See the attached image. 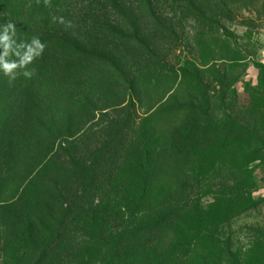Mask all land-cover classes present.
<instances>
[{
    "label": "rangeland",
    "instance_id": "1",
    "mask_svg": "<svg viewBox=\"0 0 264 264\" xmlns=\"http://www.w3.org/2000/svg\"><path fill=\"white\" fill-rule=\"evenodd\" d=\"M61 4L46 10L65 17L61 31H17V43L41 37L53 60L7 127L0 98V264L100 259L81 193L130 210L143 144L165 150L138 215L175 217L148 236L169 264H225L228 253L264 264V0ZM56 38L69 49H48ZM201 113L211 130L214 119L239 136L175 132ZM191 139L190 151L174 149ZM79 158L92 169L89 187L71 164Z\"/></svg>",
    "mask_w": 264,
    "mask_h": 264
},
{
    "label": "trees",
    "instance_id": "2",
    "mask_svg": "<svg viewBox=\"0 0 264 264\" xmlns=\"http://www.w3.org/2000/svg\"><path fill=\"white\" fill-rule=\"evenodd\" d=\"M64 1L65 0H48V3L45 4V0H23V2L19 0H0V23L12 22L16 24V31H35L37 34L41 35H43V31H61L60 25H62V23L58 22L61 17H56L57 20L54 21L47 16L46 10L50 8V6L51 9L53 7V10L60 9L63 7L61 3H64ZM45 5L47 6L46 9L43 8ZM24 8L27 11V17H22ZM54 13L56 12L54 11ZM28 16L29 19H27ZM62 18L64 19L65 17L62 16ZM40 39L42 41L41 37ZM18 40H20V37L17 38V41ZM46 41L50 44L48 49H52V46L62 51L69 49L67 48L65 50L66 43L68 44V42L60 38H56L53 41ZM45 52L46 49H44V52L39 58L34 59L31 64L26 66V70H34L30 78L24 77L22 75L23 70L21 69L16 70L17 76L11 81L8 77L0 74V98H3L4 101L3 111L5 112L6 127L10 125L16 104L25 98L27 94L37 90L40 83L44 80L43 76L45 72H50L46 70V67L48 63L52 62L53 55L45 54ZM156 60L158 61L156 68L159 69V72H168V68H166L160 60ZM129 88L131 89V87ZM220 97L222 98L221 95ZM165 105L166 104L162 105L160 109L165 107ZM204 116V113H201V115L198 116L199 118L194 122L188 121L182 124V121H180L175 125V132L178 130L181 132L185 131V127L188 126L190 128L189 133L194 131L199 140L200 138L208 136L211 132L215 133L217 131L223 132L224 136H239L238 130L227 129L225 127L226 123L220 126L214 119H212L211 130V123L206 121ZM232 121L233 120L229 122L236 127L237 125L239 126L236 121ZM199 140L191 139V144L189 146L175 145L174 149L179 152L182 150L190 151L195 144L199 143ZM148 146L149 145L143 144L140 152L139 159L141 161L138 165L141 166L140 169L143 174L140 175V173H138L136 176L140 190L136 195L129 197L127 202L131 204L130 210L126 211L124 207H122L124 210H122V208H109L104 210L100 205H92L90 196L86 193L87 190L83 189L81 197L86 207L85 213L87 216L85 228L89 230V238L94 244L100 247L102 253L100 259H94L90 253H87L80 261H77L76 264H169L163 252H159L157 247L150 245L152 241L148 239V236L150 234H160L163 231H167L169 222L170 224L173 223L175 217L168 215L167 210H160L155 216L149 219L138 215V208L142 205L147 195L146 189L150 178L153 177L155 173H161L164 164L163 161L159 163L157 158H160V155L162 157L165 150L163 148L155 150ZM71 164L75 166L76 170L82 173L81 178L83 185L89 187L91 182H89L86 176L92 169H88L85 160L79 158L71 162ZM48 185L50 184L48 183ZM55 187L53 186V188ZM46 190H48V187L45 186L44 191ZM47 192L48 191H46V193ZM132 197L133 199H131ZM111 215H116L114 219L117 223H115V225L113 224L112 227H107L106 220L110 219ZM117 216H119V218H117ZM220 251L222 252V250ZM223 261L225 264H239L236 257L230 253L227 254V257L223 259ZM218 262V264H220L221 261Z\"/></svg>",
    "mask_w": 264,
    "mask_h": 264
},
{
    "label": "clouds",
    "instance_id": "3",
    "mask_svg": "<svg viewBox=\"0 0 264 264\" xmlns=\"http://www.w3.org/2000/svg\"><path fill=\"white\" fill-rule=\"evenodd\" d=\"M48 0H45V4ZM56 21L57 18L53 17ZM59 23H64L63 18H59ZM69 22L66 27H70ZM46 45L38 36H33L29 41L17 43L16 24L12 22L0 23V74L14 80L17 76V69H21L22 75L30 78L34 70H26V66L34 59L39 58L44 52Z\"/></svg>",
    "mask_w": 264,
    "mask_h": 264
}]
</instances>
